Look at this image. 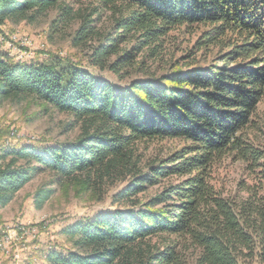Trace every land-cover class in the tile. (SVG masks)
Returning a JSON list of instances; mask_svg holds the SVG:
<instances>
[{"label": "trees", "instance_id": "1", "mask_svg": "<svg viewBox=\"0 0 264 264\" xmlns=\"http://www.w3.org/2000/svg\"><path fill=\"white\" fill-rule=\"evenodd\" d=\"M87 1L119 16L114 36L96 35L90 16H79L73 45L98 39L89 57L98 71L124 77L144 49L158 60L164 38L180 27L203 28L195 49H215V58L172 65L120 88L72 64H19L1 54L0 103L31 99L68 116L79 133L64 144L0 150V210L39 172L97 200L106 183L126 180L118 198L130 208L62 228L71 247L43 252L44 264H264V152L247 133L264 96V0H0V28L52 10L71 22V5ZM129 35L135 45L109 63ZM149 140L183 146L143 172L135 145ZM226 156L246 167L243 198L225 197L214 183ZM173 177L177 185L140 206L131 202ZM53 193L38 189L35 207Z\"/></svg>", "mask_w": 264, "mask_h": 264}, {"label": "rangeland", "instance_id": "2", "mask_svg": "<svg viewBox=\"0 0 264 264\" xmlns=\"http://www.w3.org/2000/svg\"><path fill=\"white\" fill-rule=\"evenodd\" d=\"M71 22L60 18L59 10H52L32 23L6 24L0 28V55L6 54L14 63L21 64H72L94 75L112 82L117 87L127 86L132 80H141L145 75L159 77L172 65L186 62L212 64L215 49L207 51L195 49V43L203 28L180 27L171 31L163 40L162 54L158 60L149 58L146 49L137 55L135 69L128 70L120 77L108 70L98 71L90 66L89 57L99 44L98 39L88 40L78 46L73 45L74 37L82 20L79 16H90L91 25L97 35L120 34L116 29V10L101 6L95 1L71 5ZM119 9V8H118ZM121 16L124 14L121 12ZM118 44V55L111 58L112 63L120 54L134 46L130 35ZM195 49V51H193ZM194 52L192 56L188 53ZM59 62V63H58ZM143 62L142 68L137 64ZM254 129L248 137L264 152V96L253 117ZM71 119L57 113L51 107L31 99L16 103L6 100L0 103V150L12 147L51 146L74 141L78 128L70 125ZM177 140H149L136 143L143 172L154 162H158L182 148ZM214 168V183L225 197L239 199L245 197L242 184H250L246 167L226 156ZM180 179L175 177L163 180L159 185L148 187L131 202L139 206L160 194L168 186H175ZM61 181L46 172L36 173L15 197L0 210V243L8 239L4 250L0 247V264H44L43 252L50 248L67 250L71 245L59 235L62 228L83 220H90L100 212L125 210L132 203L118 195L128 188V181L106 183L102 188L100 200L88 194H81L73 188H61ZM51 189L52 196L40 208L34 205V195L38 189ZM137 206V207H139ZM249 264H256L250 262Z\"/></svg>", "mask_w": 264, "mask_h": 264}, {"label": "built area", "instance_id": "3", "mask_svg": "<svg viewBox=\"0 0 264 264\" xmlns=\"http://www.w3.org/2000/svg\"><path fill=\"white\" fill-rule=\"evenodd\" d=\"M7 243H8L7 237L6 238H3L2 239V243H0V247L4 250V248H6V244Z\"/></svg>", "mask_w": 264, "mask_h": 264}]
</instances>
